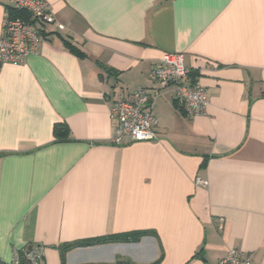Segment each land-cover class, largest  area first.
I'll return each mask as SVG.
<instances>
[{
	"label": "crops",
	"instance_id": "1",
	"mask_svg": "<svg viewBox=\"0 0 264 264\" xmlns=\"http://www.w3.org/2000/svg\"><path fill=\"white\" fill-rule=\"evenodd\" d=\"M47 1L39 51L0 65V261L32 245L43 264H218L236 247L264 264V0ZM175 51L206 111L186 115L169 87L159 138L114 142L113 102L153 92Z\"/></svg>",
	"mask_w": 264,
	"mask_h": 264
},
{
	"label": "built area",
	"instance_id": "2",
	"mask_svg": "<svg viewBox=\"0 0 264 264\" xmlns=\"http://www.w3.org/2000/svg\"><path fill=\"white\" fill-rule=\"evenodd\" d=\"M12 7L24 16L8 17L0 36V65L24 64L30 54L39 51L47 39L46 15L50 10L47 0H11ZM60 27H62L60 25ZM190 69L183 52H165L158 64L149 72L156 85L153 92L138 88L131 99H117L111 106V117L115 122L112 140L120 142L124 137L132 141L157 140V119L154 115L156 101L165 90L173 88L174 98L184 113L196 116L206 111L208 97L206 89L197 78H191ZM197 183H204L197 179ZM39 249L25 250L27 264H42ZM19 259L0 264H17ZM218 264H254L249 254L239 248H229Z\"/></svg>",
	"mask_w": 264,
	"mask_h": 264
},
{
	"label": "trees",
	"instance_id": "3",
	"mask_svg": "<svg viewBox=\"0 0 264 264\" xmlns=\"http://www.w3.org/2000/svg\"><path fill=\"white\" fill-rule=\"evenodd\" d=\"M11 11L10 17H16V16H24V13L21 11H17L14 9L12 6L9 8ZM69 48L71 51L80 53L79 48H77L75 45L68 43ZM55 135L57 139H65L67 135V131L59 132L57 129L55 131ZM146 232H138L135 236H126V235H112V236H107L99 239H92V240H85V241H78V242H71V243H66L63 245V250L68 251L72 248L79 247V246H92V245H97V244H102V243H112V242H130V241H138L143 235H145ZM17 264H27L26 258H25V250L21 252V256L19 259V262ZM43 264V262H42ZM113 264H132L130 262H116ZM152 264H158V262L152 263Z\"/></svg>",
	"mask_w": 264,
	"mask_h": 264
},
{
	"label": "rangeland",
	"instance_id": "4",
	"mask_svg": "<svg viewBox=\"0 0 264 264\" xmlns=\"http://www.w3.org/2000/svg\"><path fill=\"white\" fill-rule=\"evenodd\" d=\"M115 253H116L115 251H109V252L107 253V255H108V256H113V255H115ZM96 254H97V253L93 252V253L87 254V256L92 257V256H94V255H96ZM103 256L105 257L106 254L103 255ZM103 256H102V257H103ZM96 257H98V256H96ZM138 262H139V261H138ZM138 262H137V263H138ZM144 263H146V262H144Z\"/></svg>",
	"mask_w": 264,
	"mask_h": 264
},
{
	"label": "water",
	"instance_id": "5",
	"mask_svg": "<svg viewBox=\"0 0 264 264\" xmlns=\"http://www.w3.org/2000/svg\"><path fill=\"white\" fill-rule=\"evenodd\" d=\"M30 249H32V245H30V246L28 247V250H30Z\"/></svg>",
	"mask_w": 264,
	"mask_h": 264
}]
</instances>
